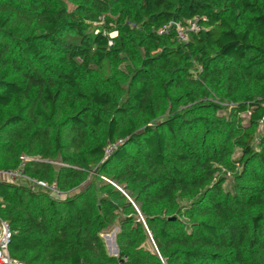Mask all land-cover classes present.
Segmentation results:
<instances>
[{"label":"trees","instance_id":"16d2710c","mask_svg":"<svg viewBox=\"0 0 264 264\" xmlns=\"http://www.w3.org/2000/svg\"><path fill=\"white\" fill-rule=\"evenodd\" d=\"M263 120L264 0H0V170L64 194L0 182L23 264H264Z\"/></svg>","mask_w":264,"mask_h":264},{"label":"built area","instance_id":"2783aa9c","mask_svg":"<svg viewBox=\"0 0 264 264\" xmlns=\"http://www.w3.org/2000/svg\"><path fill=\"white\" fill-rule=\"evenodd\" d=\"M172 28H175L177 38L181 42H187L190 33H197L200 30L199 23L196 19L188 22L185 26L181 24H169L165 26L160 34L168 33ZM112 43H110L111 45ZM264 123V120L262 121ZM113 152V147H109L107 155ZM22 161L31 162L33 159L28 157L21 158ZM9 181L17 182L24 181L32 188L47 191L56 198H61L64 194L58 189L56 183L49 184L45 181L33 179L24 174L23 169L17 170H0V182ZM12 240V232L9 225L0 218V264H23L22 262L15 260L11 257L9 246Z\"/></svg>","mask_w":264,"mask_h":264},{"label":"rangeland","instance_id":"374dc122","mask_svg":"<svg viewBox=\"0 0 264 264\" xmlns=\"http://www.w3.org/2000/svg\"><path fill=\"white\" fill-rule=\"evenodd\" d=\"M112 37H115L116 35L115 34H111ZM113 234L115 235L116 234V231H113L112 233L110 234H107V235H104V240L106 242V245H107V248H108V252L111 254V255H117L116 253V247L114 245V240L111 239V237L113 236Z\"/></svg>","mask_w":264,"mask_h":264},{"label":"water","instance_id":"95a60500","mask_svg":"<svg viewBox=\"0 0 264 264\" xmlns=\"http://www.w3.org/2000/svg\"><path fill=\"white\" fill-rule=\"evenodd\" d=\"M113 239H114V245H115V247H116V249H117V245H116V242H115V235L113 234ZM116 253H117V255H118V249L116 250ZM117 255H113V256H117Z\"/></svg>","mask_w":264,"mask_h":264},{"label":"bare ground","instance_id":"6f19581e","mask_svg":"<svg viewBox=\"0 0 264 264\" xmlns=\"http://www.w3.org/2000/svg\"><path fill=\"white\" fill-rule=\"evenodd\" d=\"M111 239H113V237H111ZM114 240V239H113Z\"/></svg>","mask_w":264,"mask_h":264}]
</instances>
